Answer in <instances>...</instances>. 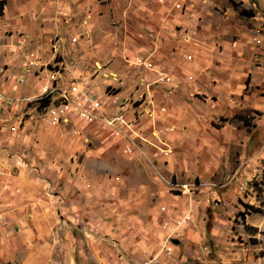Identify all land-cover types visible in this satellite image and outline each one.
<instances>
[{
    "label": "crops",
    "instance_id": "1",
    "mask_svg": "<svg viewBox=\"0 0 264 264\" xmlns=\"http://www.w3.org/2000/svg\"><path fill=\"white\" fill-rule=\"evenodd\" d=\"M0 1V264H264V208L235 213L257 202L241 188L264 154V46L252 42L253 29L240 23L235 36L185 0H173L184 11L166 0ZM95 64L116 78L93 73ZM159 69L182 81L178 91L165 95ZM52 78L102 96L105 113L124 112L129 128L94 129L74 117L47 124L36 98ZM130 139L140 149L126 154ZM111 155L141 171L138 198L153 170L197 186L174 196L159 183L166 211L155 205L142 216L119 196L126 183L110 171ZM187 204L191 220L167 256L162 223Z\"/></svg>",
    "mask_w": 264,
    "mask_h": 264
},
{
    "label": "built area",
    "instance_id": "2",
    "mask_svg": "<svg viewBox=\"0 0 264 264\" xmlns=\"http://www.w3.org/2000/svg\"><path fill=\"white\" fill-rule=\"evenodd\" d=\"M172 4V7L184 11V4L180 1L166 0ZM188 37L187 34L184 35V39ZM254 41H257L256 36L252 37ZM75 40V39H73ZM33 56V54H31ZM190 58V56H187ZM145 68L152 69L153 65L151 62H147L143 64ZM3 69L0 68V73H3ZM93 73H100L104 78H116V75L112 72L103 71V67L101 65L95 64ZM158 73V82L163 85L165 95H170L178 91L182 81L173 79L167 72L162 69L156 71ZM189 80H192V76L188 77ZM56 81V78L50 79L47 83H45L42 88L40 94L37 96L36 100L43 108V119L45 122L50 125H58L60 123H68L70 117H74L84 124H97L98 127L104 130H117V126H125L129 128L130 124L126 118V115L122 111H115L113 115L108 116L105 113L106 107L109 105V101L104 99L102 96H99L93 91H82L79 88L78 83L69 82L66 87H61ZM142 85L145 84L149 86L148 83H144V80L141 81ZM50 88V96H42V89ZM113 87L107 86L105 88L104 93L108 95H112V99L110 103L118 104V98L115 94H113ZM142 96V95H141ZM4 94L0 92V101L4 100ZM146 102V112L151 114L153 105L152 100H144ZM140 100V98L138 99ZM137 101V100H136ZM127 103L132 104L133 101L129 100ZM121 106H124L121 104ZM159 110L163 113L167 112L166 105H160ZM73 133L78 134L77 130H73ZM154 136H156L154 134ZM142 140V137H139ZM164 144V143H163ZM125 153L131 154L136 149H140L139 144L130 139L129 144L124 148ZM159 151L166 155L169 151L168 147L159 148ZM73 162H76L74 159ZM77 163V162H76ZM76 166H74V171H76ZM176 187L181 188V193L190 192V188L187 184H179ZM217 204V201L214 202ZM160 211H166V206H160ZM192 211L191 208H186L185 211L176 218L165 219L162 223V229L165 230V237L163 238V242L161 245V251L167 256H171L173 253V244L172 241L175 238H179L182 234V227L191 220ZM153 258L152 260H154ZM151 261V260H150ZM150 261H146L145 264H149Z\"/></svg>",
    "mask_w": 264,
    "mask_h": 264
},
{
    "label": "rangeland",
    "instance_id": "3",
    "mask_svg": "<svg viewBox=\"0 0 264 264\" xmlns=\"http://www.w3.org/2000/svg\"><path fill=\"white\" fill-rule=\"evenodd\" d=\"M184 3H188L191 5L195 3V7L198 8V10L196 8L195 10L198 12V14H200L199 16L204 17V20H206V22L215 26H228V28L233 31V35L235 36H240L238 28H242V24L240 23H244L243 25L245 28H247V30L253 29L252 31H250V34L253 33L252 37L256 36L257 38V41H254L252 39V42L264 46V0H185ZM2 7L3 1L1 3L0 12L2 11ZM226 12H236L238 16L236 18H230L228 16H225ZM185 40H188V37H186ZM40 112L43 115V108H40ZM99 128L100 127L98 126H94V129ZM122 155L125 154L122 152ZM96 158L100 160L102 157L97 156ZM73 159H75L77 162L73 163L75 164V166L77 165L76 172L79 175V172L81 173V170L83 168L82 155L76 153L71 160ZM105 160L110 163V171L124 176L123 180L126 184L125 188H123L121 193H119V196L129 199V204H131L130 209L135 211L139 210L142 216L144 215L145 210L152 206L156 205L157 208H159L160 202L157 198L159 192V183L167 186L169 191L173 193L174 196H179L182 194L180 191L181 188L176 187V185L187 184L190 188V192H193L195 190V187L197 186L195 181H192L191 183L176 182L175 179L169 177H167L166 179L161 176V174L156 170H153L155 174L154 179L150 180V178H148L145 180V184L147 185V195L144 194L141 195L140 198H138V188L140 187L138 180L142 178L141 171L134 169H125L122 166L120 158L118 156L111 155L108 158L106 157ZM254 164L255 167H253V172L257 173V176L255 175V177L250 180L248 185H245V187L241 188V192L242 195L244 194L245 196L247 195L246 193H249L251 191L250 193H252L253 197L256 196L257 202L252 201L251 204L250 199L243 203L241 207L243 209L235 212L239 216V218L243 217L247 212L258 211L264 208V193L262 192L264 190V154L262 155L261 163L256 162ZM214 202L215 200L213 201V203ZM262 205L263 207H261ZM188 207L191 208L192 211V205L187 204L186 208ZM245 228L249 230L250 226L245 225ZM179 239L180 237L173 239L172 243L175 244ZM249 241L255 242V239L251 238ZM260 254V250L253 251L254 257H259ZM143 264H145V262Z\"/></svg>",
    "mask_w": 264,
    "mask_h": 264
},
{
    "label": "bare ground",
    "instance_id": "4",
    "mask_svg": "<svg viewBox=\"0 0 264 264\" xmlns=\"http://www.w3.org/2000/svg\"><path fill=\"white\" fill-rule=\"evenodd\" d=\"M43 89H47L46 91L49 94L50 88H43ZM43 89H42V96H43ZM47 96H49V95H47Z\"/></svg>",
    "mask_w": 264,
    "mask_h": 264
},
{
    "label": "trees",
    "instance_id": "5",
    "mask_svg": "<svg viewBox=\"0 0 264 264\" xmlns=\"http://www.w3.org/2000/svg\"><path fill=\"white\" fill-rule=\"evenodd\" d=\"M1 3H2V1H0V8H1ZM42 105L41 104H39V107H41Z\"/></svg>",
    "mask_w": 264,
    "mask_h": 264
}]
</instances>
